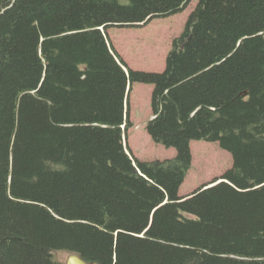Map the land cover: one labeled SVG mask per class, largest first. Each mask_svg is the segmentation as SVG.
Instances as JSON below:
<instances>
[{
    "label": "trees",
    "instance_id": "obj_1",
    "mask_svg": "<svg viewBox=\"0 0 264 264\" xmlns=\"http://www.w3.org/2000/svg\"><path fill=\"white\" fill-rule=\"evenodd\" d=\"M190 1L0 0V264H264V0H198L162 72L107 36ZM133 83L173 158L128 148ZM191 141L232 166L181 196Z\"/></svg>",
    "mask_w": 264,
    "mask_h": 264
},
{
    "label": "rangeland",
    "instance_id": "obj_2",
    "mask_svg": "<svg viewBox=\"0 0 264 264\" xmlns=\"http://www.w3.org/2000/svg\"><path fill=\"white\" fill-rule=\"evenodd\" d=\"M197 2L191 0L182 12L153 19L140 27H110L107 36L131 70L162 72L172 41L183 31ZM152 88L149 84H132L128 96V115L132 127L126 132L125 142L139 157L145 154L149 158L171 159L176 154L175 149L154 143L145 131L146 122L151 117ZM190 153L191 167L179 189V195L191 193L199 185L220 177L232 166L231 155L220 148L217 142L191 141ZM68 255L66 252H57L55 260L64 264Z\"/></svg>",
    "mask_w": 264,
    "mask_h": 264
},
{
    "label": "water",
    "instance_id": "obj_3",
    "mask_svg": "<svg viewBox=\"0 0 264 264\" xmlns=\"http://www.w3.org/2000/svg\"><path fill=\"white\" fill-rule=\"evenodd\" d=\"M128 90L129 87L127 88V91ZM64 264H96V263H87L86 261L82 260L79 256L75 254H69Z\"/></svg>",
    "mask_w": 264,
    "mask_h": 264
},
{
    "label": "crops",
    "instance_id": "obj_4",
    "mask_svg": "<svg viewBox=\"0 0 264 264\" xmlns=\"http://www.w3.org/2000/svg\"><path fill=\"white\" fill-rule=\"evenodd\" d=\"M131 151V150H130ZM133 156L138 158L139 160H142V161H152V160H164V159H157V158H149L150 156H145V154H143L144 156H137V154H135L133 151H131ZM142 155V153L140 154ZM176 155V154H175ZM174 155V156H175ZM152 157V156H151ZM173 158V157H172ZM181 196H185V195H181Z\"/></svg>",
    "mask_w": 264,
    "mask_h": 264
}]
</instances>
